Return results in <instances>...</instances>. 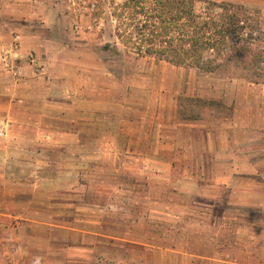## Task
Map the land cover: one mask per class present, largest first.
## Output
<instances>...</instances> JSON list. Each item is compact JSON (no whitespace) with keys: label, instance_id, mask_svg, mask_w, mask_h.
I'll return each mask as SVG.
<instances>
[{"label":"crops","instance_id":"obj_1","mask_svg":"<svg viewBox=\"0 0 264 264\" xmlns=\"http://www.w3.org/2000/svg\"><path fill=\"white\" fill-rule=\"evenodd\" d=\"M22 1H16L9 12L0 11V161L5 165L13 156L26 161L29 151L38 156L44 145H58L61 114L68 116L67 131L78 133L72 144L125 145L119 139L95 142L89 138L88 127L81 142L76 114L90 124L96 119L103 122L112 111L84 90H91V83L80 88L77 82L70 84L57 77L51 62L40 53V40L22 22L29 14L17 8ZM16 35L20 42L14 49ZM6 56L10 66L3 60ZM226 86L232 95L224 101L219 97L224 107L194 108L195 115L187 117L179 102L169 112L168 107L153 108L147 117L143 115L144 140H140L139 129H133L132 141L127 142L131 152L142 154L140 146L151 145L153 149L149 147L143 159L151 177L156 174V161L167 163L165 176L169 178L178 162L185 163L175 193L186 199L173 204L183 211L175 220L180 222L179 234H166L168 229L157 232L156 211L167 212L157 205V189L150 183L145 197L140 196L141 189H115L131 191L132 198L129 203L122 198L116 201L113 212L105 197L108 189H88L95 197L84 201L82 218L75 212L52 215L57 222L20 214L13 220L11 214L2 212L0 264H105V259L115 264H264V99L249 96L250 91L241 87ZM81 100L84 103H76ZM120 114L122 120L133 123L140 119L139 113ZM157 131L163 134L156 135ZM157 138L167 148L161 156L154 150ZM0 177L9 178L11 173L4 169ZM127 204L130 216L125 213ZM109 216L121 226L114 234L108 232ZM139 225L143 232L137 230ZM205 238L212 245L210 252L203 248Z\"/></svg>","mask_w":264,"mask_h":264},{"label":"rangeland","instance_id":"obj_2","mask_svg":"<svg viewBox=\"0 0 264 264\" xmlns=\"http://www.w3.org/2000/svg\"><path fill=\"white\" fill-rule=\"evenodd\" d=\"M16 1L19 2L0 0V11H11ZM235 1L239 2L236 5L248 9L245 14L248 30H254L248 36L251 45L248 65L234 61L229 72H205L195 67L174 65L153 56L137 57L135 53H127L125 49L128 48L121 42L118 44L120 52L103 49L105 42L114 40L112 33L116 20L110 25L108 16L115 19V13L119 11L117 4L124 0H23L17 8L21 12L29 11V14L24 16L22 22L28 25L27 29L34 38L40 40V53L46 61L51 62L57 77L68 80L70 84L77 82L80 88L91 83V90L87 87L84 90L95 95L103 107L112 111L103 122L96 119L90 124L84 123L83 116L78 118L76 114L80 122L81 142L88 127L91 131L89 138L95 142L101 139L106 142L109 138L119 139L125 145L72 144L71 140H78V133L70 134L67 131L68 116L61 114L58 145H44L43 153L38 156L29 151L26 161L19 162L14 156L5 165L0 161V173L4 169L6 173H11L9 178L0 177V215L6 212L11 214L9 218L13 220L14 215L20 214L57 222L52 215L67 216L77 212L82 218L84 201L95 197L88 189H108L105 197L109 211L113 212L115 205L112 204L116 201L122 198V201L129 203L132 198L131 191L119 192L115 189H141L140 196L145 197L150 183L157 189V205L167 212L157 209V232L162 234L168 229L166 234H179L180 222L178 220L177 225L175 220L183 211L173 204L183 203L186 199L184 195L175 193L179 189L178 180L184 174L181 166L185 167V163L178 162L169 178L165 176L169 173L167 163L156 161L153 163L156 174L151 177V173L147 172L149 165L143 160L149 147L150 151L153 149L151 145H141L142 154L141 151L131 152L132 147L127 142L132 141L133 129H139L140 140H144L142 134L146 122L143 115L147 117V112L153 108L157 111L164 107L169 109L179 102L186 108L183 115L187 117L195 115L191 112L194 108L224 107L222 101L232 95L225 89L227 84L250 91L248 95L253 98L264 99V0H243L245 5L240 0ZM197 6L200 7L199 2ZM213 95H217L216 100H213ZM220 96L222 101L219 100ZM78 101L76 103H84L83 100ZM122 111H126L128 116L139 113V121L122 120ZM46 132L44 129V141L47 139ZM158 134L163 133L157 131ZM166 149L162 140L158 141L157 138L154 145L157 155L161 156ZM203 201L208 202L207 199ZM127 208L125 213L130 216V204H127ZM193 212L196 213L195 210ZM143 216L140 215L141 224ZM116 227L121 228L115 225V218L109 216L108 232L114 234ZM137 230L143 232L142 226L139 225ZM203 248L211 251L208 238H205ZM105 260V264H115L113 259Z\"/></svg>","mask_w":264,"mask_h":264},{"label":"trees","instance_id":"obj_3","mask_svg":"<svg viewBox=\"0 0 264 264\" xmlns=\"http://www.w3.org/2000/svg\"><path fill=\"white\" fill-rule=\"evenodd\" d=\"M117 8L115 19L108 16L110 25L116 20L114 40L105 42L103 49L120 52L121 42L127 53L137 57L153 56L205 72H229L234 61L248 65V36L254 30H248V9L243 5L216 0H124Z\"/></svg>","mask_w":264,"mask_h":264},{"label":"built area","instance_id":"obj_4","mask_svg":"<svg viewBox=\"0 0 264 264\" xmlns=\"http://www.w3.org/2000/svg\"><path fill=\"white\" fill-rule=\"evenodd\" d=\"M19 42H20V36L16 35L15 39H14V42H13V48L14 49L18 48ZM9 59H10L9 56L4 57V59H3L7 66H10Z\"/></svg>","mask_w":264,"mask_h":264}]
</instances>
